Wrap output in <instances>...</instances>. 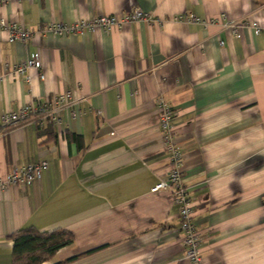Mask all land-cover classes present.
<instances>
[{
    "label": "crops",
    "instance_id": "obj_1",
    "mask_svg": "<svg viewBox=\"0 0 264 264\" xmlns=\"http://www.w3.org/2000/svg\"><path fill=\"white\" fill-rule=\"evenodd\" d=\"M135 8L150 19L47 28ZM0 17L32 32L11 41L0 27V112L70 91L60 115L79 136L58 139L45 119L0 129V178L48 162L3 193L0 264H12L10 235L26 226L73 234L42 264H190L171 192L150 191L169 164L158 97L176 113L201 263L264 264V31L253 30L264 28V0H8ZM34 52L40 69L9 73Z\"/></svg>",
    "mask_w": 264,
    "mask_h": 264
},
{
    "label": "built area",
    "instance_id": "obj_2",
    "mask_svg": "<svg viewBox=\"0 0 264 264\" xmlns=\"http://www.w3.org/2000/svg\"><path fill=\"white\" fill-rule=\"evenodd\" d=\"M7 1L8 0H0V3ZM149 19V13L135 8L133 11L122 15H99L90 19L75 21L71 24L51 23L47 28L54 32L72 31L84 33L88 29L92 30L97 26L110 29L115 26H120L122 23L140 20L147 21ZM190 19L194 21L199 20L193 15ZM239 25V22L227 24V26L231 27L233 31H236ZM0 27L7 32L8 39L11 41H25L32 35V32L21 23L12 20L8 21L2 17H0ZM253 30L255 33H259L264 31V28L260 25H253ZM30 68H41V61L38 53H31L26 60L15 63L8 71L13 76H16L23 74ZM40 76L41 78L43 77L42 75ZM26 80L29 82L28 76L26 77ZM71 99L72 93L70 91H64L54 95L48 103L34 104L32 102H27L15 110L10 108L3 110L0 112V129L10 127L29 119H45L54 127L57 138L64 139L66 135L60 114L61 111L68 106V102ZM156 107L159 111V125L164 139L165 150L168 154L169 164L165 175L153 187H151L150 191L156 192L165 189L171 192L173 201L179 207V231L181 233V242L184 246V257L190 264H202L199 246L203 241V234L193 221L192 201L188 196L187 187L183 183V157L180 148L173 140L176 132L173 119L176 113L169 103H167L162 97L156 99ZM71 115L74 117L76 113L72 110ZM47 165L48 162L46 160L30 162L24 165H15L4 178H0V200L7 189L11 187L25 189L34 180L39 179L41 172L47 168Z\"/></svg>",
    "mask_w": 264,
    "mask_h": 264
},
{
    "label": "trees",
    "instance_id": "obj_3",
    "mask_svg": "<svg viewBox=\"0 0 264 264\" xmlns=\"http://www.w3.org/2000/svg\"><path fill=\"white\" fill-rule=\"evenodd\" d=\"M65 135L68 140L79 138L70 132ZM10 238L13 242L12 264H42L50 260L59 248L74 241L73 234L61 227L41 231L34 226H26L13 232Z\"/></svg>",
    "mask_w": 264,
    "mask_h": 264
}]
</instances>
